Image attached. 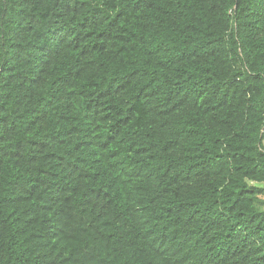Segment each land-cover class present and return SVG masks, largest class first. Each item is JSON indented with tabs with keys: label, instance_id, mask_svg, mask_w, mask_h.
<instances>
[{
	"label": "trees",
	"instance_id": "16d2710c",
	"mask_svg": "<svg viewBox=\"0 0 264 264\" xmlns=\"http://www.w3.org/2000/svg\"><path fill=\"white\" fill-rule=\"evenodd\" d=\"M263 139L264 0H0V264H264Z\"/></svg>",
	"mask_w": 264,
	"mask_h": 264
},
{
	"label": "rangeland",
	"instance_id": "374dc122",
	"mask_svg": "<svg viewBox=\"0 0 264 264\" xmlns=\"http://www.w3.org/2000/svg\"><path fill=\"white\" fill-rule=\"evenodd\" d=\"M263 145H264V139H263ZM252 184H254V183H252ZM262 208H264V204H262Z\"/></svg>",
	"mask_w": 264,
	"mask_h": 264
}]
</instances>
